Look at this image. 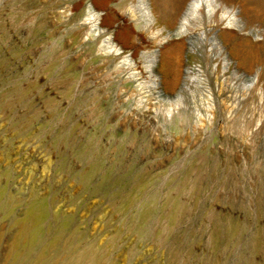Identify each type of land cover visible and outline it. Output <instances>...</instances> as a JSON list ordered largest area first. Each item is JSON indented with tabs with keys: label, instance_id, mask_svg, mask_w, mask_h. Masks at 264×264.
<instances>
[{
	"label": "rangeland",
	"instance_id": "1",
	"mask_svg": "<svg viewBox=\"0 0 264 264\" xmlns=\"http://www.w3.org/2000/svg\"><path fill=\"white\" fill-rule=\"evenodd\" d=\"M223 1L247 8V64L221 10L182 36L183 9L137 27L129 65L93 44L91 0H0V264L38 201L41 238L18 264L55 236L39 264H264V0ZM140 2L112 1V27ZM177 40L179 83L153 85L151 53Z\"/></svg>",
	"mask_w": 264,
	"mask_h": 264
},
{
	"label": "bare ground",
	"instance_id": "2",
	"mask_svg": "<svg viewBox=\"0 0 264 264\" xmlns=\"http://www.w3.org/2000/svg\"><path fill=\"white\" fill-rule=\"evenodd\" d=\"M112 1L114 0H91L93 7L87 14V17L90 18L92 22V26L90 27L92 33L90 36L93 37V32L95 31L100 35L101 29L105 30L104 32L102 31V35H100L103 36L101 40L97 38L92 42L93 44L99 42L97 47L98 51L104 54L111 53L110 56H106L108 59H118L121 57L129 65H134L135 62L132 58L133 55L126 53L125 48L129 47V41L133 38L137 27H141L142 30L154 33L153 29L157 27L159 20H162L164 25L170 27L175 23L177 15L183 9L181 13L182 21L179 22L175 31V35L182 36L185 35L187 26L190 22L188 16L200 14L203 18L202 11L204 8H206L205 12L208 21H215V16L218 10H221V17L224 16V13H227L225 16L226 22L224 23V29L221 32L222 40L224 39L225 41V46L227 43L229 45L227 53L238 57L239 62L243 64H247L254 55L256 45H253L244 35H239V32L243 31L244 25L246 24V15L248 12L245 6H226L223 0H140L141 7L138 10H136L132 4H129V6L125 8L129 16L127 20H130V22L113 28V13L111 8L109 9V4ZM146 8L149 12L148 15L153 17L152 22H149V20L145 18ZM139 11L142 13L139 14ZM196 18L199 19V17ZM167 37L168 36H165L163 39L168 40ZM180 49L181 45L177 40L174 42H168V44L164 45L160 51L155 50L151 53L149 67L153 68V66L157 64V70L160 73L159 77V75L156 74V71H153V85L162 84L167 89H174L177 86L180 77L177 62V58H180L178 57ZM131 68L134 69L132 66ZM132 74L135 75V72L133 71ZM168 114L171 117L175 115L172 110H169ZM45 215V206L41 201H38L31 204L25 216L17 222L18 233L10 243V250L12 251L10 252L9 264H18L23 260L24 256H21L23 249H26L28 244H37L40 241V228L45 219ZM58 241L59 237L55 236L47 244L43 245L31 264H39V261H45L44 259L48 248H53ZM20 246L22 247L18 249Z\"/></svg>",
	"mask_w": 264,
	"mask_h": 264
}]
</instances>
